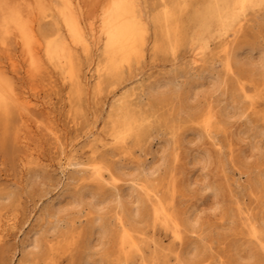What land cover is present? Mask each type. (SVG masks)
<instances>
[{"label": "rangeland", "instance_id": "374dc122", "mask_svg": "<svg viewBox=\"0 0 264 264\" xmlns=\"http://www.w3.org/2000/svg\"><path fill=\"white\" fill-rule=\"evenodd\" d=\"M108 1H75L88 33ZM212 1L138 0L149 28L143 57L116 78L103 74L102 41L99 34L90 35L96 41L92 53L73 50L81 93L41 53L39 73L32 72L20 41L0 29V76L20 100H31V107L19 100L9 111L0 110V264H81L86 255L102 264H141L153 257L156 264H178V257L183 264H264V250L244 224L250 217L264 233V0L237 10L233 28L242 26L229 49V68L223 53L227 36L214 18H209L210 33L198 40L200 18L207 17ZM56 5L58 0H1L0 19L2 8L20 11L43 41L47 30L61 27ZM162 5L177 29L179 44L172 53L165 27L154 22ZM205 44L195 64L193 48ZM120 106L136 118L137 135L117 145L111 134ZM206 111L215 115L213 137L195 122ZM94 159L122 178V188L133 184L127 205L147 187L174 209L183 241L153 224L149 203L141 217L119 211L114 203L102 210L88 199L76 203L83 188L98 189L89 167ZM140 163L155 168L143 176ZM103 183L101 193L111 189ZM94 213H102L113 232H119L120 214L137 235L140 254L126 261L110 235L98 246L87 244ZM52 220L57 228L41 237L40 247L28 249L32 232ZM191 243L197 248L187 255Z\"/></svg>", "mask_w": 264, "mask_h": 264}, {"label": "bare ground", "instance_id": "6f19581e", "mask_svg": "<svg viewBox=\"0 0 264 264\" xmlns=\"http://www.w3.org/2000/svg\"><path fill=\"white\" fill-rule=\"evenodd\" d=\"M75 1L76 0H58V5H56L57 15L55 16L59 17L61 27H56L55 29L53 27L51 32L50 30H47L49 31V35L46 36L43 41L37 37L34 31V27L30 24L31 21L27 18H24L20 11H17L16 9L11 7L2 8L0 29L3 32V35L13 33L15 37L20 41L22 46L25 48L26 56L29 60V65L32 72L37 73L40 70V61L43 60H40L41 53V55L46 58V61L56 67L58 71H60L63 79L69 82L74 92L81 93L83 89V83L80 76V68L78 65L79 63H77L76 60L77 57H75L73 54L74 48H80L83 53L87 55L90 54L91 48L94 47H91L92 43L94 42H92L91 36H93L94 34H99L98 36L100 37L103 46L101 51L103 55V66L100 69L103 70V74L114 76L116 78L120 76L122 70H124L125 68H130L133 61H139V59L143 57L144 48L147 43L149 28L147 21L144 18V14L141 8L139 7L138 0H109L107 4L102 8L98 19V25L95 24V21H92L89 24L88 29L90 33H88L86 31V27L84 26L82 19L77 13ZM258 2H260V0H213L212 3L209 4L204 11L207 17L200 18V31L198 34V40H200L203 35L210 33L208 31V27L210 24L209 18H214L217 21V25H219L222 31H224L223 33L226 34L227 42L223 46V53L226 54L224 56L226 57L225 65L228 68L230 67V46L231 44H234V42H236V39L238 37L239 32L241 31L240 29L242 26L240 25L238 29L233 28L234 23L236 21L237 10H243L247 6H255ZM40 8L42 9L41 6ZM49 15L50 14H44V17H48ZM172 16L173 15L168 10L167 6L162 5V10L160 11L159 16H156L154 18V22L156 25H158L159 29L162 24L163 27H165L167 43L169 42L167 48L170 49L171 53L175 51L176 47L179 44V39H177L176 36L177 29L175 26H173ZM206 47L207 44H205L204 47L196 46L195 48H193L195 51V64L199 63L200 56H202L201 52H203V48L205 49ZM235 49L236 48H234V50ZM79 57L81 56L79 55ZM227 73L228 72H226V74ZM5 78L4 76H0V110L3 112L9 111L8 109L11 105V102L19 103L18 101L20 100L17 97L18 95L15 96L17 93L16 91L14 95L11 88L12 86H10V84L6 81ZM99 82L100 83L96 84V89L98 90L101 89L102 86L101 81ZM27 99L24 98V100H20V102L26 107H31L29 106L31 100L29 101ZM119 110L121 115H118V117L114 120L112 127L113 131L111 134L112 141L117 145L124 144L129 137L133 136L134 134L137 135L136 118L132 114H130L127 109H123L122 106L119 107ZM195 122L204 131L206 135L213 137L212 134L214 133L216 121L215 115L211 111H206L205 113L201 112ZM103 160L104 159H102V161ZM138 166L141 167V174L143 176L146 174V172H152L155 168L149 167L147 164L142 163H140ZM89 167L90 171L93 173H91L93 176H90L92 178L91 180L93 183L95 182V186H98V189H91L90 187L83 188L78 194L75 195L76 203L81 204L86 199H88V203L92 206V208L95 207L97 208V210H102L107 204L114 203L115 208L119 211L126 212L129 216L139 217L144 215L145 203H149V214L151 216L153 224H160L164 226V228L167 230L171 229L174 239L178 242L183 241L184 231L182 229L181 223L173 214L174 209L173 211H171L170 208H167L164 203V200L160 199L159 196L155 194V192H152L151 194L152 190L146 187L143 189V191L145 190L143 194L137 193V196H135L134 201L131 200L132 198L130 199L132 201V205H130L131 201H129V204L127 205L126 199L132 196L133 184H125L123 188L119 186V182L122 180V178L120 179L116 177L115 172H113L114 174L111 173L109 169L102 165L101 161H97L94 159L92 160L91 164L89 162ZM107 172L110 177L109 180H106L105 178V173L107 174ZM70 176L73 177V175L71 174ZM262 176L264 178V172L262 173ZM73 179L78 180L80 178L74 176ZM103 182L108 183L111 189H109V191L101 193L99 190L103 188V185H101L104 184ZM124 189L127 190L126 193L123 192ZM60 210L62 211V209ZM54 214H56V211L55 213H52V216ZM188 218L189 217H187L186 219L188 220ZM105 219L106 218L102 213H94V215L91 217V220H89L91 230L87 238V244L91 241H94V245L98 246L102 242L104 236L110 235L113 237V239L116 238L118 254L120 257H124L126 261L128 260L131 254H140V252L142 251V246L137 240V235L134 234L132 229H129L127 227L122 216L119 214L116 218L119 232H113V230L109 227ZM244 224L248 229V235L258 242L259 246L261 247V250H264V233L260 231L258 225H256L254 220H252L250 217L245 218ZM240 225H242V223ZM57 226L58 224L55 220H52L50 222L43 221L42 225H40V228H38V230L33 231L30 237L28 238V242L26 244V246H28V249L29 247L31 249H37L38 247H40L42 242L41 237L46 236L50 232H53L57 228ZM194 230L191 229V232H193ZM72 236L74 235L72 234ZM46 242L50 244L48 240ZM196 248L197 245L195 243H191L187 250V255L194 253ZM53 249V246L49 245V250ZM48 259L49 258H47V260ZM154 260L156 261L157 259H154V257L151 260H146L145 258H142L141 264H156ZM177 263L183 264L179 257L177 258ZM81 264H102V262L86 255Z\"/></svg>", "mask_w": 264, "mask_h": 264}]
</instances>
